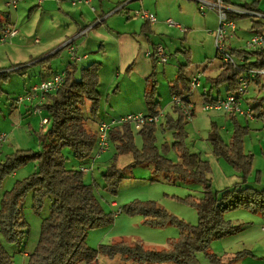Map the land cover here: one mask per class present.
Segmentation results:
<instances>
[{
    "label": "trees",
    "instance_id": "16d2710c",
    "mask_svg": "<svg viewBox=\"0 0 264 264\" xmlns=\"http://www.w3.org/2000/svg\"><path fill=\"white\" fill-rule=\"evenodd\" d=\"M243 8L262 13L256 3L245 4ZM241 17L248 16H230L233 20ZM256 18L252 20L251 31L261 33L264 30V18ZM8 26L6 22L0 21L1 30ZM230 53L239 62L236 65L221 63V71L217 76L205 78L204 83L211 86V90L214 88L218 90V96L214 97L210 92H205L202 95L204 102L213 103L219 100L221 87L226 88V96L235 93L239 87V77L243 73L251 69L264 68V48L253 51L230 50ZM54 56L41 62L49 61ZM187 58L189 60V56ZM153 63V73L146 80L144 100L147 115L159 117L155 69L157 59L154 56ZM186 63L179 67L177 78L170 83L172 97L183 95L192 97L190 78L185 73L189 63ZM101 68V63H91L82 68L76 63L72 64L66 71L67 76L60 90L47 94L46 100L40 106L49 119L47 125L50 124V129L46 133L40 132L38 135L41 150H17L0 162V188L6 177L15 174L28 163H36L35 172L22 180H17L1 199L0 236L3 235L5 241L18 247V250H24L30 227L23 214V202L32 192V208L36 213L40 212L48 197L51 199V208L50 214L42 220L39 240L34 250L26 255L28 258L26 264H100L101 256L111 259L119 256L125 262L137 264H199L197 253H203L208 264H239L244 254L225 259L211 252L210 246L213 241L241 230L240 226L233 225L231 221L225 219L227 212L247 209L264 218V189L258 190L247 184L254 162V156L246 153L244 148L250 127L242 125L235 115H231L233 131L227 143L218 126L212 124L208 141L214 156L240 173L242 180L229 188L214 190L212 167L199 153L192 152L187 146L189 119L175 104L172 105L171 112L164 116V124H161V128L172 131L174 140L171 145L165 142L162 150L157 145L156 123H146L139 131H134L130 125L118 126L110 132L109 139L116 150L114 155L116 162L121 156H132L133 162L127 168L152 166L155 173L164 174L166 177L175 176L180 181L200 185L203 189L202 197L191 196L185 199L188 205L197 210L198 223L192 225L179 220L159 207L156 202L136 200L125 205L122 212L128 215H142L145 222L153 227L177 226L180 237L170 240L169 247L164 249L146 248L140 242L129 243L125 240L102 244L97 249L87 246V236L91 230L110 225L115 219L102 208L94 192V185L85 183V172L82 170L95 169L93 160L95 150L98 148V125L95 120L101 105L98 90ZM24 69L6 71V68H0V90L1 83L7 81L13 71L20 72ZM19 98L15 100L16 103L19 102ZM16 103L12 104V109ZM87 103H90V118H86L83 113V107ZM263 104L264 97L252 108L254 117L263 116ZM137 137H140L141 147L136 144ZM65 148L72 151L76 160L86 162L88 167L82 166L79 170L68 169ZM171 148L178 155L177 162L168 158ZM116 162L108 166L103 173L105 188L113 193L117 192L124 180V169L118 168ZM255 182H261L259 171L256 173ZM13 258L0 238V264H14Z\"/></svg>",
    "mask_w": 264,
    "mask_h": 264
},
{
    "label": "rangeland",
    "instance_id": "374dc122",
    "mask_svg": "<svg viewBox=\"0 0 264 264\" xmlns=\"http://www.w3.org/2000/svg\"><path fill=\"white\" fill-rule=\"evenodd\" d=\"M7 2L8 0H0L2 22H5L4 15L9 14L12 25L16 24L17 21L19 24L25 23V28L33 33L43 24V9H35L37 15L33 21H30L29 10L32 6H28L27 3L19 2L18 9L16 10L15 8L8 7L6 5ZM142 2H145L144 9L152 10V7L157 5V1L155 0H136L131 4L133 10L140 8ZM254 3H256L258 9L264 13V0H236L235 7L244 9L243 5ZM159 8L161 12L166 15V19L170 18L175 24L183 27L182 30H179L176 27H169L166 25L163 30L164 35H156L154 40V42L157 40L161 42L168 58L166 64L157 66L156 72L158 81V110L162 114L157 124V145L162 150V145H164L165 142L171 145L174 140L172 131L161 128V124H164V116L171 112L172 109L173 97L170 94V83L177 78L179 67L186 62L189 63L185 73L187 77L191 79L193 77L192 75L198 72L204 73L205 77L218 75L220 73L221 62L216 56L217 49L214 41V34L212 33L219 25V18L216 11L210 9L201 11V4L196 0H160ZM253 18L257 19L256 17L248 16L241 17L237 21L238 30L236 31V37L232 41H227L228 50H231V48L247 50V41L251 37L250 28ZM45 28L53 30L50 22L46 23ZM262 32L264 33V30H262ZM9 41L10 40L7 42ZM24 42H22L23 44L21 43L22 46H25ZM80 43L81 39L78 44ZM40 49L43 48L32 46L31 49L15 50L12 53L9 52L8 57L18 56L13 55L18 52L32 55L16 58L18 60L11 62L5 57L6 53L4 48H0V68H6V71L25 68L20 72L13 71L9 75L8 80L1 83L0 133H6L8 135V141L0 148V162H2L7 155L17 150H41L38 135L40 132L46 133L48 129H50V124L44 127L41 126L42 118L47 117L45 112H43V117L31 115L30 117L18 120L19 117L13 114L12 109V104L16 103L15 100L20 96H25L32 86L39 85L44 75L52 76L55 73H62L67 67L69 58L66 49L61 50L58 55L51 58L49 61L33 64L35 61L31 58L36 57L33 54L34 50L36 53H39L37 55L39 56V60L50 55L52 53L51 51L54 52L58 50L55 49L42 54L40 53ZM98 49L97 46L95 51H99ZM79 55L81 56V53ZM188 56L189 60L187 58ZM79 63V67H81V62ZM17 65L23 66L19 67ZM130 67L131 66L128 68ZM116 73L120 74V76L116 77ZM100 78L101 82L98 90L102 99L99 114L95 121L107 117V115L125 116L127 115L126 113H134L137 111H142L143 113L147 112V107L142 97H136L131 103L128 99L135 94V91L129 87L127 81L130 82L131 80V82H135V86L137 87L139 86V81L141 82V80L137 79L136 75L130 77V74H127L125 71H120L119 67L116 66L115 63H112L102 66ZM112 80L114 86L110 88ZM204 81L205 78H203L202 83H204ZM193 92L192 102L196 105L197 114L189 119L186 143L192 152L196 151V153H201L205 150L204 146H206V143H204V140L208 137L207 134L210 131V124L213 121L223 122L221 118H223V115L225 116V113L202 111V95L205 92H210L214 97H217L218 92L215 88L209 90L207 86L203 85ZM107 95L108 103L106 101ZM219 95L223 98L226 97L225 87L220 88ZM249 96L255 98L258 94L251 90ZM16 105L24 111L25 104L17 102ZM244 108L245 106H243V109ZM83 113L86 118L91 117L90 103H87L83 107ZM237 119L242 125L247 124L244 122L243 117L238 116ZM232 131L233 125L229 122L228 131H223L224 137L228 139ZM136 141L141 147L140 137H137ZM208 144L209 147H211L209 141ZM95 151V154H97V149ZM115 153V147L111 144L109 150L102 153L100 158L94 162L95 169L85 173V183L94 185V192L102 208L106 213H111L115 218L110 225L91 230L87 236V246L97 249L102 244L106 245L116 240H125L129 243L140 242L146 248L151 249L168 248V242L170 240L180 237V230L177 226L153 227L145 222L144 216L128 215L122 212V208L136 200L143 202L153 201L156 202L159 207L179 218V220L196 225L198 223L197 210L188 205L185 199L191 196L196 198L202 197V187L200 185L180 181L175 176L166 177L164 174L155 173L152 166H139L129 169L127 167L133 162L132 156H121L116 162L114 160ZM64 154L67 158L66 167L68 169L79 170L82 166L88 167L86 162L82 163L76 160L69 148L64 149ZM168 158L172 159L174 162L178 161V155L173 148H171L168 153ZM114 162H116L118 168L124 169V180L121 182L116 193L105 188L106 181L103 177V173L108 166ZM257 167L258 164H256V168ZM35 170L36 163L31 162L19 168L15 174L6 177L0 188V204L4 193L12 189L17 180L28 177L34 173ZM255 183H251L250 186L260 190L261 188L258 185L261 184V182L256 183L258 185ZM23 204V214L30 227V234L24 250H18V247L15 245L7 243L3 235L0 236L8 251L14 256V264L27 263L28 258L25 254L31 253L39 240L42 220L50 214L51 199L48 197L45 200L44 206L39 213H36L32 208V192L26 196ZM225 219L231 221L233 225L240 226L241 230L220 240L213 241L210 246V251L225 259L234 257L238 254H244L239 264H264V218L247 209H236L227 212L225 214ZM196 258L199 264H208V260L203 253H197ZM99 263L137 264L130 261L125 262L119 256L114 259L101 256Z\"/></svg>",
    "mask_w": 264,
    "mask_h": 264
},
{
    "label": "crops",
    "instance_id": "0c3cea01",
    "mask_svg": "<svg viewBox=\"0 0 264 264\" xmlns=\"http://www.w3.org/2000/svg\"><path fill=\"white\" fill-rule=\"evenodd\" d=\"M17 1H18L17 7L15 8L16 10L18 9L19 2L27 3L28 6H32L30 7L29 10V16L31 18L30 21H33L34 18L36 17L37 14L35 9L37 8L43 9L42 15L44 16H43V24H41L38 30L33 33L30 32L29 29L25 28L26 26L25 23L19 24V22L17 21L16 24L12 25L10 20V15L9 14L4 15L5 22L9 25L6 29H12L18 33L17 36L5 39L3 38L4 30L0 29V45H1L0 48L2 47L4 48L6 53L5 57L11 62L18 60L16 58L19 57L22 58V57L32 56V55H28L27 53L21 54V52L20 53L18 52L16 54H13L18 56L8 57L9 55L8 53L9 52L12 53L15 50L19 51L21 49H31L32 46L42 47L43 49H40L41 50L40 53L44 54L45 52L58 49L57 51L54 52L51 51L52 53L45 57L48 58L52 55L56 56L60 53L61 50L66 49L69 62L67 63L66 69L63 71H67L70 68V66L75 63L72 60L73 54L69 52V48L73 47L74 49H76V53H75L76 56L83 57V59L80 61L81 67H79L80 65L79 62L76 63V65L79 68L85 67L91 63H101L102 66L104 64L115 63L116 66L119 67L120 71L122 72L125 71L127 74H130V77L132 75H136L137 79L141 80V82L139 81L138 87L135 86V82H131V80L130 82L127 81L129 87H131L135 91V94L132 95L130 98H128L130 103L133 102V100H135L136 97L139 98L142 97L144 99L146 80L151 76L154 70L153 56L154 58L157 59L156 68H155L156 72L158 65L160 64L164 65L168 62L167 61L166 63H161V61L158 59L157 50L159 47L162 48L164 47L162 46L161 42H159L158 40L154 42L156 35H160V36L164 35L163 30L166 25L172 27L168 24V21L171 19L170 18L166 19L165 18L166 15L163 14L159 8L160 0H155L157 1V5L155 7L153 6L152 10L144 9L145 2H142V6L137 10H133V6L131 4L136 0H91L89 3H85L84 1H80V0H36V1L17 0ZM224 1H226L227 4H231L232 6L236 5V0H224ZM138 10L139 11L143 10L148 13L154 14L157 17V22L150 23L141 18H136L134 16V12ZM0 14L2 15L1 12ZM239 19L240 18L234 20L237 25V30H238L237 21ZM0 21H2L1 16H0ZM47 22H50V25L53 28V30L45 28ZM176 28L179 30L183 29V27L178 24ZM217 28L215 29V31L217 30ZM84 31H87V33L85 35H81ZM215 31H213L212 33H214ZM255 34H256L255 32L251 31V37ZM235 37L228 40L232 41L235 39ZM251 37L248 40H250ZM80 39H81V43L78 44ZM8 40L10 41L7 42ZM37 40L39 41L38 43L36 42ZM214 41H215V37H214ZM22 42L25 43V46H22L23 44ZM68 43H70L69 45L70 47L67 46ZM97 46L99 48L98 49L99 51H95L97 49ZM231 50H243V49L231 48ZM80 53L81 56L79 55ZM33 54L36 56L31 58L32 60L35 61V62L33 61L34 62L33 64H37L45 59L44 58L42 60H39V56H37L39 53H36L35 50L33 51ZM129 66L131 67L128 68ZM118 76H120V74L116 73V77ZM192 76H194V74ZM215 76H206V77H215ZM50 77L52 76L44 75L43 80ZM206 77L204 74L203 78ZM203 85L207 86L209 90H211V86L202 83V86ZM34 86H32V88ZM113 86L114 83L112 80V82L110 83V88H112ZM251 90L257 93L259 97L257 96L255 98L254 97L251 98L249 96ZM216 91L218 92V90ZM193 94L194 92H192V95ZM263 97H264V79H260L251 85L248 94L245 96L243 100L242 107L245 106L244 110H252L254 105L258 103V100H260ZM221 98L223 97H220V99ZM106 101L108 103V95ZM191 101H192V97H191ZM201 101L202 103H204L202 98ZM43 103L44 102L40 103L38 101H35L33 104L23 103L25 104L24 111H22L19 108V106L15 104L14 106L15 108L13 109V114H16L19 117L18 120L30 117L31 115H34L32 109L33 106H37V105L41 106ZM193 104L195 107V115H196L197 114L196 105L194 102ZM215 112H223L225 113V116L223 115V118H221L223 122L213 121L210 124V130L212 124L215 123L218 126V128H220V133L223 136L224 140L228 143L231 136L228 137L227 135L228 139H226V137H224L223 135V131H228V124L229 122H231V117H230L231 115L227 114L225 111L222 110ZM262 112H263V116L261 118L254 117L255 115L254 113H252L253 115L252 119L241 115H235L236 117L238 116L243 117L244 122L247 123L246 125L250 127V133L245 138L244 148L246 153H250L254 156V162H253V171L247 184L251 185V183H255V176L256 173L259 171L262 173V181L261 184L259 185L256 183L255 184L260 186L261 188L260 190L264 188L263 187L264 185L263 184L264 183V104H263ZM136 113H143V112L137 111L134 113H126V114L128 115V114H136ZM143 114H147V112ZM42 115L41 117H43ZM161 115L162 114L160 113V116ZM34 116L38 117L39 115H34ZM115 116L118 117L119 115H115ZM115 116L107 115V117H103L99 119L96 124L98 125L99 122L103 120L112 119ZM209 133L210 131L207 134L208 136L207 139L204 140V143H206V146H204L205 150L202 151L201 153L199 152V154L201 158L204 161L209 162L212 167L213 189L223 190L233 186L236 183L242 182L240 173H237L225 161L222 162L223 161L222 159H218L214 156L211 147H209L208 144ZM137 146L140 147L138 144ZM256 164H258L257 168H256Z\"/></svg>",
    "mask_w": 264,
    "mask_h": 264
},
{
    "label": "built area",
    "instance_id": "2783aa9c",
    "mask_svg": "<svg viewBox=\"0 0 264 264\" xmlns=\"http://www.w3.org/2000/svg\"><path fill=\"white\" fill-rule=\"evenodd\" d=\"M85 3H89L91 0H80ZM201 4V11L207 9H213L218 13L219 16V26L217 30L213 33L215 37V45L217 49V58L223 64H233L236 65L239 61L231 55L230 50H228L227 40L234 38L237 31V25L234 20L230 18L231 15H242L264 18V14L249 11L246 9H239L231 4H227L224 0H197ZM17 0H9L7 3L8 7H17ZM75 4V3H74ZM134 16L136 18H141L150 23L157 22V17L154 14L148 13L146 11H135ZM168 24L172 27H177L172 20L168 21ZM181 28V27H180ZM87 31H84L81 35H85ZM17 32L12 29H5L3 31V38H12L17 36ZM39 42L38 40L36 41ZM70 43L67 44L69 46ZM70 47V46H69ZM264 48V34L256 33L247 41V49L249 51L258 50ZM158 59L161 63H166L168 58L165 54V50L162 47L158 48ZM69 52L73 54V62H80L83 57L76 56V49L73 47L69 48ZM67 72L56 73L52 77L43 80L39 85L34 86L27 93L26 96L19 98L20 104L29 103L33 104L35 101L44 102L47 94L56 93L63 86ZM204 74L202 72L196 73L190 79V91L193 92L202 86V78ZM259 79H264V68L262 69H251L247 70L239 77V87L235 93L227 95L225 98H221L213 103H202L203 111H225L230 115H241L252 119L253 115L251 110H244L242 107L243 100L248 94V91L252 84L257 82ZM173 104L182 110L186 115L187 119H191L195 114V107L191 101L189 95L175 96L173 97ZM34 115L41 116L43 110L39 105L33 106ZM49 119L47 117L42 118L41 126L44 127L48 124ZM159 117H152L147 114L137 113L128 114L125 116L114 117L109 120H103L98 124L97 132V149L98 153L95 155L93 162L100 158L102 153L109 150L111 146V141L109 139L110 132L117 128L118 126L130 125L135 131H139L143 128L146 123L158 124ZM8 141V135L6 133H0V148ZM83 172L88 173V168H82Z\"/></svg>",
    "mask_w": 264,
    "mask_h": 264
}]
</instances>
